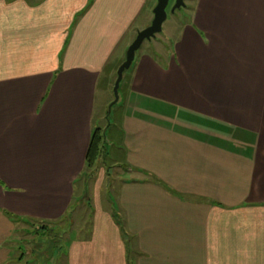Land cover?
Returning <instances> with one entry per match:
<instances>
[{
	"label": "crops",
	"instance_id": "crops-1",
	"mask_svg": "<svg viewBox=\"0 0 264 264\" xmlns=\"http://www.w3.org/2000/svg\"><path fill=\"white\" fill-rule=\"evenodd\" d=\"M156 1L0 0V264H264V0H192L96 125ZM95 128L105 227L34 243L22 225L67 215Z\"/></svg>",
	"mask_w": 264,
	"mask_h": 264
},
{
	"label": "rangeland",
	"instance_id": "rangeland-1",
	"mask_svg": "<svg viewBox=\"0 0 264 264\" xmlns=\"http://www.w3.org/2000/svg\"><path fill=\"white\" fill-rule=\"evenodd\" d=\"M185 7L180 8L175 10L174 13H171V7L173 6V1H170L167 8H166V20L164 21L162 25V30L160 33H158L153 39L150 41H144L140 50L136 52L135 56L137 57L141 50L144 49H152L151 46L154 44L156 46H159V44L155 43V39L162 40L161 38L164 36L165 32L167 29L170 27H173L174 24H176L177 20L181 21L183 19H186L188 13H187V7L191 5L192 0H186ZM153 44V45H150ZM160 49L164 50L162 47H159ZM127 74V71L124 72V77L120 83V91L118 90V99L119 101L110 109L109 112V124L110 126L113 125V114L115 111L120 110L122 107V100L120 93L122 91V86L124 84V78L125 75ZM96 113H99L105 106L104 102H106L107 110L108 112V106L113 102L114 100V95H113V85L110 87L109 91L107 93H104L102 91H98V94L96 95ZM102 99L103 102H102ZM110 101V102H109ZM110 103L107 105V103ZM113 115V116H112ZM103 122H96V125L98 127H104L108 123L106 122V115H105V120L104 118L102 119ZM116 128V127H113ZM101 132H103L102 129H100ZM103 158V157H102ZM100 158L95 164L91 171H93L90 175L89 174H81L80 176V182L77 184L78 186L77 189L75 188V193H74V198L71 200L69 209L67 212V215L62 218L61 221H58L55 223V226L46 225L45 230H41L40 224L38 223H33L31 226H26L22 225V227L25 228H34L35 226L38 228L39 231L43 232L45 235H39L38 240L35 241L34 243H43L47 244V249L50 247L48 246L49 244H54L53 246H58L61 247L63 250V246L65 244H70L73 241L80 240V241H89L93 236L91 235L92 228L98 226V227H105L103 222L105 221L103 215L104 212H109L110 208L108 205V199H114V196H116V192L118 191V183L115 181L114 183L110 184V181L108 179L107 173L110 172V174L116 177L115 175V170H109L108 164H106V169H104L103 162L101 161ZM89 175V176H88ZM87 176V177H86ZM82 180V181H81ZM110 185V186H109ZM111 219L119 223V217L116 213L111 212L110 214ZM117 215V216H116ZM117 217V218H116ZM21 225H19L20 227ZM97 228V227H96ZM72 229V231H71ZM76 232L73 233V232ZM34 233V231L32 232ZM35 234V233H34ZM34 234H30L31 240H33V237L35 236ZM34 235V236H33ZM36 237V236H35ZM44 240H47L46 242H43ZM38 247L37 249L40 248V246L37 244ZM33 248V247H32ZM35 249V245H34ZM45 256L47 254H44ZM64 262V261H63ZM63 264V263H60Z\"/></svg>",
	"mask_w": 264,
	"mask_h": 264
},
{
	"label": "water",
	"instance_id": "water-1",
	"mask_svg": "<svg viewBox=\"0 0 264 264\" xmlns=\"http://www.w3.org/2000/svg\"><path fill=\"white\" fill-rule=\"evenodd\" d=\"M170 1H173V6L171 7V13H174L175 10L185 7V0H157L156 4L152 10V21L148 27L137 32L134 40L129 45L126 50L125 59L123 63L119 66L117 70L116 80L113 87L114 100L108 106V113L110 112L111 107L118 101V89L121 83L123 73L127 71L132 65L135 53L139 50L144 41H150L162 30V24L166 20V8Z\"/></svg>",
	"mask_w": 264,
	"mask_h": 264
},
{
	"label": "trees",
	"instance_id": "trees-1",
	"mask_svg": "<svg viewBox=\"0 0 264 264\" xmlns=\"http://www.w3.org/2000/svg\"><path fill=\"white\" fill-rule=\"evenodd\" d=\"M108 117H109V113L107 112L106 113L107 121H108ZM104 147H105L104 133L100 131V128H95L92 132V135H91V138H90V141L88 144V148H87V152H86V156H85V162H84V170L82 171L83 174L86 173V174L90 175L93 172V171H91V173H90L89 171H90V169H92V167H94V164L103 155ZM117 224L119 225V223H117Z\"/></svg>",
	"mask_w": 264,
	"mask_h": 264
}]
</instances>
